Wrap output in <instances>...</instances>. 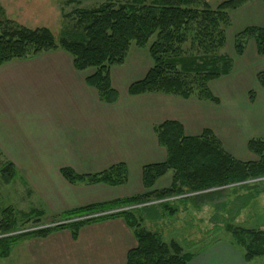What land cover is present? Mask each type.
<instances>
[{
	"label": "crops",
	"instance_id": "obj_1",
	"mask_svg": "<svg viewBox=\"0 0 264 264\" xmlns=\"http://www.w3.org/2000/svg\"><path fill=\"white\" fill-rule=\"evenodd\" d=\"M10 65H17L10 77H2L4 69L0 68V81L8 79L10 87V100L2 102L7 109L0 108V150L16 167L20 179L31 186L33 195L46 202L44 211L35 209L44 218L148 192L142 181L143 168L166 161V150L159 145L154 128L167 121L179 122L186 136L191 137L209 129L236 160H258L249 151L248 143L252 139L264 140V89L259 83L255 89H244L247 105L238 106L237 84L232 77L248 72L257 80V75L264 72V64L262 68L245 70L246 65L235 61L232 72L222 77L225 80L211 82L215 97L226 91L229 104L223 106L218 97L219 104L163 94L123 98L126 80L133 84L149 71L133 67L111 70L120 99L116 104L103 103L87 84L95 71L77 70L72 57L63 51L12 61L2 67ZM253 90L256 95L251 102L249 93ZM233 108L240 109V114L229 112ZM202 115L209 121H200ZM120 163L127 166L128 182L119 186L71 184L61 174L62 169H71L79 175H94ZM160 180L153 190H159L157 186L163 184ZM171 183L172 178L160 188L170 187ZM240 218L242 213L237 219ZM219 239H191L189 250L180 247L184 254H193L189 264H264V257L245 261L232 238ZM136 246L133 230L122 218H113L83 227L76 239L69 230H62L15 244L8 259L13 264H127V254ZM203 250L204 262L196 261L198 251Z\"/></svg>",
	"mask_w": 264,
	"mask_h": 264
},
{
	"label": "trees",
	"instance_id": "obj_2",
	"mask_svg": "<svg viewBox=\"0 0 264 264\" xmlns=\"http://www.w3.org/2000/svg\"><path fill=\"white\" fill-rule=\"evenodd\" d=\"M248 1L228 0L215 9L206 0L108 1L96 8L77 9L67 17L72 28L61 31L59 38L48 28L31 30L20 27L1 34L0 67L15 60H28L63 49L72 57L77 70L95 69V73L87 78V84L98 91L102 102L115 104L119 94L112 86V67L124 64L133 43L144 48L155 37L149 46L152 67L142 80L131 84L128 93L131 96L164 94L182 99L196 97L219 104V99L209 89V83L228 75L232 68L231 60L219 54L226 44V30L231 25L228 11L238 9ZM249 39L255 40L258 55L264 57V24L261 27H248L236 36L237 55L244 53ZM257 80L264 89V72L258 74ZM250 100H254V95ZM154 132L159 145L166 150L167 159L163 163L143 168L142 181L148 192L70 210L55 216L53 223L153 201L164 202L157 206L91 217L15 235L11 234L26 229L18 227L16 215L11 209L7 210L0 221V259H7L17 242L46 238L62 230H69L76 239L80 230L87 225L122 218L133 230L137 240V246L127 254V264H189L193 259L192 253L184 254L178 244L172 242L167 245L160 235L143 229L140 224L146 217L139 219L135 213L152 210L156 215L149 217L146 214L147 219L159 221L178 215L179 205H186L189 201L188 198L168 199L215 188L221 190L206 195L221 194L228 186L264 178V140H250L248 149L258 160L242 162L229 155L209 129L199 136L191 137L186 136L182 124L167 121L155 126ZM169 172L173 173L171 186L160 191L153 190L156 182ZM61 173L71 184L119 186L128 182L127 166L123 163L94 175H79L71 169H62ZM1 175L5 183H10L16 177L17 169L7 162ZM262 182L261 190L253 195L248 193L240 199L241 206L231 217V224L226 225V231L247 262L264 257V231L239 227L233 222L243 209L264 193ZM258 186V183L243 184L232 189V192L238 189L253 191ZM31 216L36 217L35 227H40L42 212L35 210L28 214V217Z\"/></svg>",
	"mask_w": 264,
	"mask_h": 264
},
{
	"label": "rangeland",
	"instance_id": "obj_3",
	"mask_svg": "<svg viewBox=\"0 0 264 264\" xmlns=\"http://www.w3.org/2000/svg\"><path fill=\"white\" fill-rule=\"evenodd\" d=\"M108 1H117L119 3H126L132 0H76V1L75 0H0V35L3 34L4 32L12 31L20 27H24L31 30H35L39 28H48L54 33V35L57 38H59V34L61 31H64V29L65 31L66 30L69 31L72 28V23L70 19L67 18L69 15L74 13L77 9L96 8ZM206 1L209 3L211 8L215 9L219 4L228 0H206ZM228 12L231 19V25L226 30V44L220 50L219 54L231 60L232 68L230 73L232 72L235 61L236 64L238 65H242V64L246 65L245 70H247V68L251 70L252 67L262 68L264 64V60L258 58L261 56H259L257 53L255 40L249 39L246 42L247 44L244 53L239 56L236 53L235 38L240 32H242L244 29L248 27L263 26L264 24L263 0H249L247 3H245L238 9L230 10ZM154 40L155 37L151 38L149 43L144 48L138 47L135 43H133L124 64L120 66L112 67V69L116 67H120V69L123 67H129V68L133 67L143 72L146 70H150V68L152 67V60L149 54V46L152 44ZM56 51H63L67 53L63 49H59ZM242 57L244 58L242 59ZM34 58H30V59H34ZM15 66L10 65L4 68L1 66L0 68L4 69L3 70L4 72L2 73V77H10L13 74ZM90 70L95 71V69H90ZM246 73L247 74H244V76L240 74L239 78H235V75H233L232 77V79L233 78L235 79V83L237 84L236 89L238 91L237 92L238 97L236 98L237 99L236 104L238 106L247 105L246 98H244L247 92H244V89H248V88H249L248 90L255 89L256 84L259 83L258 80H256V77L252 78L250 77L248 72ZM224 76H221L220 78ZM220 78L211 82L213 83L219 80ZM7 80L8 79L0 81V100H1L0 108L2 107L3 109H7L6 105H4L3 103H7V101L10 100L8 99L10 98V87L7 84ZM220 80L221 81L225 80V78H222ZM111 82H112V78H111ZM211 82L209 83V89L214 95L211 89ZM1 83L4 87L1 86ZM112 86L113 88H115L113 82H112ZM130 86L131 83L128 84V81L126 80V83L123 85L124 89H122L123 98L128 97V95L131 96L128 93ZM118 94L120 99L119 91ZM220 94H222V96H219L217 94L218 95L217 97L222 101L221 102L222 106L223 104L225 105L229 104L225 100V98H227L226 91L223 90V93ZM252 95H254V99H255L256 92L254 90L249 93V99L251 98ZM169 96H173V95H169ZM132 97H136V96H132ZM191 98H193L194 100L195 99L200 100L196 97H191ZM206 103H209V101H206ZM10 110L12 111L11 107ZM251 110H253V108ZM238 111H235V109L233 108V111H229V112L236 113V115H238L237 113ZM199 112L202 113L201 111H198V113ZM252 112H257V109L253 110ZM244 113L248 114L247 111H245ZM202 120L205 122L209 121V119L207 117H204L203 115L200 121ZM2 153L3 152H1L0 150V221L4 217V213L7 210L11 209L16 215L18 221L17 226L20 227L21 229H29L35 226L34 221L36 217L35 216L28 217V214L35 211L36 208L37 209L40 208L42 209V211H44V205L46 202H43L41 199L39 201L37 195L36 194H35L36 196L33 195L34 192L31 191V186H29L27 181L20 179L18 171L13 181H11L10 183H5V181L2 179L1 171L4 168L5 164L7 163V160L6 158H4L5 156ZM23 158H27V157L24 155ZM169 174L171 177L165 178ZM172 174H173L172 172H169L166 176L162 177L164 179L162 178H160L161 180L159 179L160 182L162 181L161 183L163 184L157 186V189H159L158 191L164 190L163 188L161 189L160 187L167 185L169 180L171 182ZM262 181H264V178L255 179L243 183V184L258 183L259 184L258 188L257 189L254 188L253 191H250L251 189L250 190L238 189L236 192H232V189H235V187H241L243 185V184H237L226 187L227 188L226 190L222 189L224 191L220 192L221 194L216 193V194L206 195L207 193H211L215 190H221V188L220 189L215 188L210 190H204L202 192L186 194L184 195V197L188 198L187 200L189 201L186 203V205H179L180 207L179 214L176 216L173 215L171 217L170 216L165 217L159 221L147 219L148 215L146 214H149V217L156 215V212L152 210L148 212L145 211L146 213L138 212L135 214L139 219H141L142 217H146L145 220H143V222H141L140 224L142 225V227H144L143 229H146L152 233L160 235L163 242L166 243L167 245H170L171 242L174 241L173 243H176L179 246L181 245L186 250H189L192 246L191 239L195 241L204 239V241L208 242L210 238L213 239L212 242H216L217 240H220L219 237L221 236L225 238H232L231 235L226 231V225L231 224V217L235 216V212L237 211L239 206H241L242 202L240 201V199L243 196L247 195L248 193H250L249 195H253L256 193L257 190L258 191L261 190L263 188ZM168 188L169 187L165 189ZM187 188L188 187H186L185 189ZM197 195H206V196L197 197ZM46 201L48 203L49 199H46ZM218 207L220 209H218ZM156 211L160 212V210H156ZM241 213H242V218H240L241 220L239 221L237 219L239 217L238 216L233 222L234 225L246 229L264 231V193L261 194L255 200H253L248 207H246L240 212V214ZM54 217L55 215L52 216L51 218L42 217L41 219L42 225L43 224L48 225L49 223H51V221H53ZM24 241L17 242L16 245H18L19 243L24 244ZM203 247L206 248L207 244H204ZM205 251L204 250L198 251V257H197L198 260L196 261L202 262L203 260L204 262ZM7 259H0V264H13V262H11V258L8 260Z\"/></svg>",
	"mask_w": 264,
	"mask_h": 264
},
{
	"label": "built area",
	"instance_id": "obj_4",
	"mask_svg": "<svg viewBox=\"0 0 264 264\" xmlns=\"http://www.w3.org/2000/svg\"><path fill=\"white\" fill-rule=\"evenodd\" d=\"M153 204H156V203H153ZM83 219H73V220H68V221H62V222H59L56 225L68 224V223L76 222V221L83 220ZM38 229H40V228H35L33 230H38Z\"/></svg>",
	"mask_w": 264,
	"mask_h": 264
}]
</instances>
